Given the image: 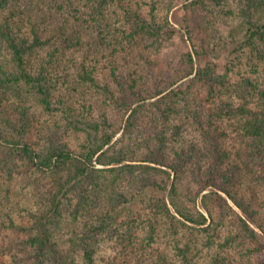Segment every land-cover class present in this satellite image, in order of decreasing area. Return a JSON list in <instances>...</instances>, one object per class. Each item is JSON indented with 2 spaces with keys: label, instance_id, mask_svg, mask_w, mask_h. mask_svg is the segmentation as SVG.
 I'll use <instances>...</instances> for the list:
<instances>
[{
  "label": "trees",
  "instance_id": "1",
  "mask_svg": "<svg viewBox=\"0 0 264 264\" xmlns=\"http://www.w3.org/2000/svg\"><path fill=\"white\" fill-rule=\"evenodd\" d=\"M59 1L87 9L97 25L94 31L86 30L72 12L52 23L49 14H27L18 0V5L0 0V141L16 140L20 145L0 150V174L12 176L18 166L26 167L37 174L34 186L45 199L41 208L22 210L15 217H6L0 207V264H199L194 255L202 243L194 238V227L209 228V242L218 240L225 221H214L213 204L230 210L224 196L246 217L240 218L245 240L251 244L259 236L264 239V212L238 198L246 170L264 186V91L254 106L242 93L239 103L230 100L215 107V98L226 95V81L214 63L199 68L193 57L213 51L210 41L217 46L216 35L230 20L240 22L249 43L264 41V0H190L184 9L192 50L172 65L161 61L171 26L162 10L170 8L172 0ZM18 9L27 14V25L11 18ZM112 16L121 35L114 34L110 23L102 24ZM51 32L60 45L49 44ZM105 56L111 80L103 82L102 90L103 77L93 72ZM156 72L163 76L160 81ZM260 79L248 77L245 91L255 93L264 85ZM12 87L16 94H30L44 112L61 106L62 131L81 133L84 145L76 149L51 131L49 123H38L31 103L23 97L17 102L9 94ZM203 91L207 100L200 96ZM152 99L157 103L151 105L160 103V114L146 110V101ZM116 112L124 118L118 120ZM223 121L249 144L246 159L252 163L241 165L233 158L235 147L226 141ZM34 132L37 141H32ZM72 182L81 189L72 216L75 223L83 222L74 223L61 246L53 219L65 211ZM125 184H130L128 190ZM248 188V194L255 193V187ZM208 221L216 222V228ZM249 222L259 229V236ZM186 230L190 238L183 235ZM110 233L121 245L122 259L101 251ZM212 264L232 263L226 256ZM253 264H264V258Z\"/></svg>",
  "mask_w": 264,
  "mask_h": 264
},
{
  "label": "rangeland",
  "instance_id": "2",
  "mask_svg": "<svg viewBox=\"0 0 264 264\" xmlns=\"http://www.w3.org/2000/svg\"><path fill=\"white\" fill-rule=\"evenodd\" d=\"M37 1L36 4H30L28 0H18L19 5L15 2L14 4L18 6H24L28 11H26L27 14L31 13H39L43 14H49L52 17L48 18V21H51L52 23L55 21V19H58L57 23H60L63 21V17L65 13L72 12L73 17L79 18L83 21V26L86 30H89L92 28V31H94V27L97 26L96 23L91 22V14L90 12H85L87 9H81L77 8L75 4L68 6L66 3V6H64L62 1L59 0H33ZM190 2V0H172V6L170 8H164L162 13H164L168 17V21L171 24L169 27V34L168 39L162 46V56L161 61L162 63L166 65H172L175 61V59L178 56H181L182 54L191 53V42L188 38V35L186 33V11L184 9V5L186 3ZM169 5V4H167ZM23 10V8H21ZM84 10V13L83 11ZM8 12L5 11V14ZM27 14L22 15L21 11L18 9L16 12V15L14 17H11L15 21H20V23H24L27 25L26 20L24 19V16H27ZM111 22L104 21L102 24H108L110 23L109 28L114 29V34L121 35L118 32L117 25L115 23V17L112 16ZM228 24H226V28L224 27L222 31H220V34L216 35L220 40L215 44H213V41H210L211 46H213L214 50L210 53L204 54V55H194V61L196 63V66L199 68H203L208 62L214 63L216 72L218 75H220V78L224 81H226V84H224V90L226 92V95H220L219 97L215 98L214 100V106L220 105L221 102L225 101H233L235 104L242 101V93H247L245 98L246 102L250 106L256 105L255 103L260 101L261 94L264 91V85H262L255 93L249 94V92L245 91L246 86V79H257L258 82L264 79V41H257V38L253 40L252 43H249L245 37V34L242 30L241 24L238 20H230ZM64 23V22H63ZM231 23V25H230ZM102 27H105L102 25ZM26 28H24L25 30ZM105 33V32H102ZM57 35V34H56ZM104 36V35H103ZM47 39L49 41V44L53 47L54 43L58 46L61 43V40L58 36H53L52 32L48 33ZM46 40V39H45ZM68 42H73V40H69ZM75 42V40H74ZM257 47V48H256ZM51 49V48H50ZM257 52H259L257 56ZM105 53V51H104ZM165 55V57H164ZM107 56H105V59H103L98 65L97 70L94 71V75H97V77H103L102 81H100V89L103 90V82H109L111 80V77H109L108 73H110L108 62H107ZM87 67H90V70H93L89 64L86 63ZM165 66V65H164ZM81 72V71H80ZM77 71L75 72V74ZM74 74V75H75ZM60 75H63L61 73ZM78 75V74H77ZM155 79H158L160 81L162 79V75L158 74V72L154 73ZM224 81V82H225ZM229 83V85H228ZM59 89V86H58ZM61 92L62 90L59 89ZM236 90H239V93L236 94ZM64 92V91H63ZM65 93V92H64ZM9 94L16 98L17 102L23 97L24 100L31 103L32 111L36 113V116L39 121H45L49 123L51 131L55 133L57 131V136H60L63 138L62 140L67 141L68 143H71L74 145V147L77 149L84 145L83 139L84 136L80 134H76L75 130H71L72 128L64 130V126H62L64 121V112L62 110L61 106L53 107L54 111L52 113L50 112H44L45 110H41V108H38V104L36 105L34 98L30 94H26L25 91H20V93H15V87H12L9 90ZM66 95V94H65ZM206 92H201L200 96L204 97V100H207ZM68 96V95H67ZM224 96V97H223ZM254 96V98H252ZM27 97V98H25ZM212 100V101H213ZM209 101V99H208ZM211 101V102H212ZM153 102H156L155 99L146 101V105H148V109H152V111L156 112L157 114H160V103L157 105ZM157 103V102H156ZM208 105V102L206 104ZM212 106L211 108L214 109L215 107ZM214 107V108H213ZM110 114H114L113 112L109 111ZM116 118L118 120H121V118H124V116L121 113L116 112ZM227 122L223 121V130L226 131L228 134V139L226 138L227 143L229 145L235 147L232 148V155L233 158L239 162H241V165H243L246 162H249L248 159H246V149H249V144L246 143L244 139L240 137L235 131H230V128H227ZM219 125V124H218ZM54 127V128H51ZM59 127V129H58ZM227 128V130H226ZM232 129V128H231ZM67 133V135L65 133ZM56 134V133H55ZM34 136L32 137V141H37L36 133L34 132ZM56 136V137H57ZM133 136V135H132ZM121 137V132H119L115 140ZM41 143V141H40ZM7 147H20L19 143L17 141L12 140H3L0 141V150H3ZM241 147L243 150H241ZM238 153V155H237ZM237 155V156H236ZM132 164L136 162H130ZM252 163V162H249ZM138 164V163H137ZM98 169H102V166L98 165ZM17 173L15 171L11 172L10 174L7 172L0 174V207L4 209V214L7 213L8 217L9 215L15 217L19 212L22 210H36L38 207H42L44 204L43 197L39 195V192L35 189L34 182L37 174L33 173L31 170H26V167L18 166ZM256 169L252 167V170L250 172H254ZM98 180L100 182V176H98ZM102 178V177H101ZM73 183V182H72ZM259 183V182H258ZM89 184V183H88ZM87 184V185H88ZM90 187H92L91 184H89ZM72 188H70V191L68 192L69 198L66 199V209L65 211L61 212V217L53 219V224L55 225V234L56 239L61 244V246L66 245L69 236H70V230H72L74 225V219L75 217L72 216L74 213L72 212L75 208V205L77 202H79L80 199V187L73 183L71 185ZM130 184H125L123 187L124 189H129ZM255 187V193L254 198L253 194H248V187ZM262 189V190H261ZM162 196L160 194H156L157 198H161ZM224 196V195H223ZM243 196V197H242ZM224 198L227 200L228 205L230 207L229 209L221 210L216 203L213 204V207L215 209V218L214 221L219 220L220 217L225 221V224L221 225L219 228H221L220 231V237L215 239V242H209V239L207 238L206 232L208 229L199 228L197 226H192L196 230L194 231V238L200 241L202 244L198 245L197 253L194 255V259L196 260L198 258L199 264H212V260H219L224 261V258L226 256L230 257L232 264H238L241 261L247 262V264H253V262L258 260H262L264 257V239H262L259 235L261 234L259 229L256 228L254 224L249 222V225L253 228V230L258 234L259 238L249 244L250 242L248 240H245L244 234L241 232V224H240V218L246 219V217L242 214V212L237 208L230 199H228L226 196ZM238 198L241 199V202H248L251 203L252 206H254V210L260 211L261 214L264 212V186L262 187L260 184L257 185V179L254 178V174L248 173V170H246V177H243L241 179V183L238 186ZM43 201V202H42ZM94 198H92L91 203H94ZM258 204V205H257ZM257 205V206H256ZM170 207V205H169ZM39 208V209H40ZM199 211H201L203 214L206 215L205 211L200 207V203L198 205ZM25 211V212H26ZM82 215V214H81ZM264 216V214H262ZM3 220H6V217L4 215ZM218 217V218H217ZM1 220L2 217L0 216ZM82 219V218H81ZM83 222V220H82ZM81 220L77 221L75 223L78 226L82 225ZM260 224V221H258ZM208 225L210 228H216V222L211 223L208 221ZM207 226V225H206ZM223 226V227H222ZM204 227V226H203ZM113 230H115L114 227H112ZM118 230V229H117ZM178 230V229H177ZM113 233H110V236L104 239L102 244V252L105 253L106 256H110L111 254L120 255V259H122V249L121 245L119 243V246L117 244V238L113 237ZM182 235V232H181ZM183 235L186 237L188 235V238H190V234H188L187 230L183 233ZM184 237V238H185ZM244 237V238H243ZM188 239H185L187 241ZM254 248V250H259V254H253L252 252H248L249 249ZM199 252V254H198ZM139 256V255H138ZM227 260V259H226ZM82 262V261H81ZM78 262L79 264H85ZM97 263H101V259L97 261ZM224 263V262H223Z\"/></svg>",
  "mask_w": 264,
  "mask_h": 264
}]
</instances>
